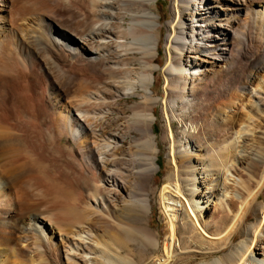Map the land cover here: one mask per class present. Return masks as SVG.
I'll return each mask as SVG.
<instances>
[{
  "label": "bare ground",
  "instance_id": "obj_1",
  "mask_svg": "<svg viewBox=\"0 0 264 264\" xmlns=\"http://www.w3.org/2000/svg\"><path fill=\"white\" fill-rule=\"evenodd\" d=\"M153 1L0 0V264H133L127 241L157 247L156 103L169 234L151 264L183 252L177 227L227 250L198 264H264V57L238 65L264 54V0H170L161 75ZM25 66L44 83L30 99Z\"/></svg>",
  "mask_w": 264,
  "mask_h": 264
},
{
  "label": "rangeland",
  "instance_id": "obj_2",
  "mask_svg": "<svg viewBox=\"0 0 264 264\" xmlns=\"http://www.w3.org/2000/svg\"><path fill=\"white\" fill-rule=\"evenodd\" d=\"M170 0H154L152 2V11L155 14L156 17V25L159 27V43H158V50L159 53L157 54L156 58V74L160 73L161 75V68L166 60V53L163 47V37L165 33V23L171 18L170 16ZM162 40V41H161ZM249 49V50H248ZM250 50V48L245 49L243 53V57L240 60V63L238 64L241 68L247 58H250L251 56L253 59H258L261 61L264 57L263 52L260 50H257L254 52ZM250 55V56H249ZM159 60V63L157 59ZM28 62V61H27ZM133 66L137 68V64L134 63ZM24 68V67H23ZM22 68V69H23ZM36 67H27L22 70L24 72V76H22L19 80L20 84V92L22 97L26 99H30L32 96L37 94V91H39L41 88H43L44 83L42 81V78L39 76V74L36 73ZM22 79V80H21ZM41 80V81H40ZM160 79L155 86L156 89L159 92H163V81ZM23 81V82H21ZM159 95V98L161 99V95ZM134 100H138V98L134 95H127V96H121V98L118 100L120 104H123L124 106H127L134 102ZM8 108V107H7ZM155 114H156V121L154 123L153 129L156 133V140L159 147L158 153H157V169L154 171L153 177L151 179L150 185H149V194L148 199L150 202V209L148 213L145 216V225L147 228L144 229L146 233H148L149 236H152L153 238H156L157 247L155 244L151 241H148V243L144 241H140L138 239L133 241H127L125 245L123 246V243L120 245L123 246V250L129 253L132 258L133 264H151L152 259L155 255L161 253V245L163 243V239L169 234L168 229V221L165 214L161 211L160 205H159V196H158V189L159 187L166 181V174L168 167L166 166V153H167V147L168 143L165 139L160 138L161 128L166 126V121L163 119V114L161 112V105L156 103L155 104ZM171 126L173 129L177 132L181 131L180 124L177 123L176 120L172 121ZM63 144H70L73 145L72 142H70L67 139H63ZM261 200L264 201V189H262L261 196L259 197ZM247 221H253L255 220L252 215L248 214ZM185 232H191L194 233V236L199 235L195 229L192 228H186ZM184 233L181 231L180 228L177 227V237L181 242L182 250L183 252L181 254H176L172 256L168 261H166L164 264H198L200 261L209 260L211 258H214L216 256L223 255L227 250L221 249L218 250L217 248L220 244L213 242L209 240L206 237H196L192 241L185 242L182 239V235ZM240 234H236L234 236V240H239ZM159 244V245H158ZM159 249V250H158ZM122 253V252H121ZM3 259H9L8 261H13L16 258H13L11 255H6L3 257ZM22 264V261H20Z\"/></svg>",
  "mask_w": 264,
  "mask_h": 264
}]
</instances>
